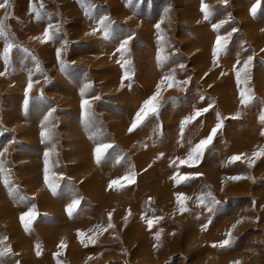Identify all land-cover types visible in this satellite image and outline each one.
Instances as JSON below:
<instances>
[{
  "label": "rangeland",
  "instance_id": "obj_1",
  "mask_svg": "<svg viewBox=\"0 0 264 264\" xmlns=\"http://www.w3.org/2000/svg\"><path fill=\"white\" fill-rule=\"evenodd\" d=\"M40 2L35 0L37 6ZM42 2L36 19L29 13V0H10L6 24L18 46L7 62L0 39V72L5 73L0 76V151L8 149L0 173V250L11 248L2 264H264V156L254 158L251 167L244 158L229 163L233 155L251 157L264 148L259 119L264 111V0H204L213 13L207 20L201 0H86V10L77 0ZM4 11L0 9V17ZM104 17L109 18L107 38L103 29L92 34ZM162 18L163 41L155 28ZM222 21L227 22L214 30ZM49 23L60 30L50 29L53 38L42 43L36 37H42ZM217 35L227 38V46L213 64ZM124 40L130 79H123L126 68L117 63ZM158 54L168 57L162 67ZM249 56L248 87L255 100L245 107L239 98L244 85L238 87L234 66L242 67ZM173 71L176 81L187 83L165 84L158 115L129 132L161 77ZM29 78L33 87L26 97ZM85 84L91 85L83 97L91 103L87 121L80 95ZM203 108L209 110L187 124L181 137V121ZM217 113L223 127L201 161L192 167L179 164L177 158L184 159L191 146L210 134ZM45 130L53 134L50 140L41 136ZM100 143L112 147L96 163ZM46 151L56 194L44 182ZM130 172L134 183L108 187ZM177 172L202 175L176 184L170 177ZM233 176L251 179H228ZM209 190L220 201L213 212L196 205V196ZM178 193L192 197L186 202L189 212L180 213ZM73 200L80 203L69 216L66 209ZM33 206L37 216L26 232L20 216ZM109 212L115 227L85 247L78 231L87 242L93 235L89 229L107 227ZM142 216L163 219L149 230ZM240 219L231 247L211 246L224 240ZM161 229L162 244L154 248V234ZM62 240L66 247L59 248Z\"/></svg>",
  "mask_w": 264,
  "mask_h": 264
},
{
  "label": "snow or ice",
  "instance_id": "obj_2",
  "mask_svg": "<svg viewBox=\"0 0 264 264\" xmlns=\"http://www.w3.org/2000/svg\"><path fill=\"white\" fill-rule=\"evenodd\" d=\"M224 2L226 3L227 0H224ZM77 3L81 6L82 9L86 10V8H85L86 0H77ZM9 7H10V0H0V9L5 10L3 17H0V39H3L5 41V43H4L5 62H7L8 53L11 51V49L18 46L13 42L12 34L9 33V31L7 29L6 22L9 19V15H10V13L8 12ZM43 7H44V4H43L42 0L38 6L35 3V0H29V13L35 14L36 19H39L40 9H42ZM168 11H169V9H165V14H167ZM251 11H252V14L255 15L256 11H257V7L253 6ZM201 12L204 14L205 20L209 19L213 15V13L209 9L208 5L204 3V0H201ZM108 19H109L108 17H104L102 20H100V22H99L100 26L96 29H93L92 34H94L96 31H100L101 29H103L104 36H105V38H107L109 35V32L107 30L106 21ZM226 22L227 21H222L220 24H214L213 29L218 30ZM161 23H163V18L161 19L160 23H157L155 25V28L157 29L158 39L163 41L164 36H163L162 29L160 27ZM54 27H55V31L59 32V30H60L59 25L54 26L51 23H49L48 27L45 29L42 37H36V39H40L42 43H44L48 40H51L53 38V34L49 30L53 29ZM233 31H236V29H233ZM230 35H231V33H229V36ZM127 44H128V40H124L121 42L119 48L117 49V52H119L121 54V59L118 60L117 63L121 64L122 68H126V70L124 72L123 79H130V77H131L130 67H126V66H130V61L124 59V53L127 52ZM226 46H227V38L221 37L220 35H217L216 42H215V45L213 47V52H212L213 64L217 63V59H218L219 54L225 50ZM24 51L27 52L28 50L24 49ZM57 58H58V60L60 58V49L57 50ZM167 59H168L167 56H163V55L158 54V56H157L158 66L162 67L163 64L167 61ZM252 60H253V57L249 56L243 62L242 67L236 68L234 66L235 78H236V83H237L238 87L240 85H244V87L239 89V98H240V104L242 106H245V107H247L249 104H251L255 100L253 90L250 87H248V84L250 81V76L248 75V72H249V68H250V65L252 63ZM121 61H123V63H121ZM60 63H61V65H63L62 60L60 61ZM237 64H240L239 60H237ZM180 67L184 68V65H180ZM36 70L41 71V68H40L38 61H37ZM4 74L5 73L0 72V76H3ZM222 75H223V73H222ZM185 83H187V81H176L174 71L170 72V73H166L164 76H162L160 81L157 83L156 90L153 93V95L150 96L148 99H146L143 102L140 109L136 113L135 118L132 121L128 131L132 132L145 119H147L150 115H158V111H159V107H160L159 98L161 96V92H162L165 84L167 85V88H172L174 86H179L180 84H185ZM122 86H123V84H122ZM128 86L130 88L131 84H129ZM32 87H33V83H32L31 78H29V82H28L27 87L25 89V96L26 97H27L28 92L31 90ZM90 88H91L90 84H85L84 87L81 88V90H80V95L82 97L81 108L83 109V115H84L85 121H87L91 116V112H90L91 103L88 99L83 98V97L85 95V92ZM94 99H99V97H94ZM201 99H203V97H201ZM27 102L28 101L26 99L25 105H27ZM210 107H212L211 104L209 105V108ZM209 108L196 109V110H194V113L192 115L185 117L184 120L181 121V124H180L181 137H183V132H184L185 126L187 124L193 122L194 120H196L203 113L207 112L209 110ZM53 111H55V109H53ZM51 115H52V113L50 112L48 114V116L45 117V120L48 121L50 119ZM233 118L238 119L239 113H237V115ZM259 119H260V122L262 124H264V111L261 112ZM217 121L218 122L216 123L215 127L212 128L210 134L206 138L200 140L199 143H196L195 145H193L189 148V150L186 154V157L184 159L177 158V160L179 161V164L192 167V166L197 165L201 161V158L204 154L205 149L212 142L213 138L217 134V131L223 127V120L221 119L219 113H217ZM52 135L53 134L51 133L50 130H45V131L41 132V136L48 139V140H50L52 138ZM261 135H264V130L261 131ZM111 147H112L111 144L100 143L97 145V147L95 148V151H94L96 163L101 162V160L104 158L105 153ZM7 151H8L7 147H4L3 150L0 151V173H3L5 171V167H4L5 161H4L3 157ZM160 156L162 157L163 153H161ZM261 156H264V148H260L259 150L254 151L251 154V157H248L247 154H244V153H242L240 155H233L232 157L229 158V163H233L235 161H238V160H241L242 158H244L245 161L248 163V166L251 167L252 164L254 163V158H259ZM44 157H45V160H44V164H45L44 182L51 189L53 194H56V189L58 187V184L49 179V168H48L49 152L48 151H46L44 153ZM171 164H176V161L175 160L171 161ZM200 175H202V173L180 175L177 172L172 177H170V179L174 180L176 184H181V183H187L188 181L192 180L194 178V176H200ZM228 179L235 181V180H240V179H251V177L233 176V177H228ZM3 182L6 186L9 184V179L7 176L4 177ZM134 182H135V173L130 172L129 174H127L126 176H124L122 178L110 181L108 187L110 189L113 187H116L117 189H123L126 186V183L131 184ZM191 199H192V197L186 196L183 193L176 194V204H177L181 214L190 211L186 202L188 200H191ZM79 203H80L79 200H73V202L67 206L66 211L68 212L69 216H71L73 214V212L76 210ZM219 203H220V201H218L215 198V196L213 195V193L210 190L207 192L202 191L196 196V205L198 207L199 206L205 207L209 212H213L214 208ZM253 204H255V201H253ZM152 211L154 212V209ZM130 214L131 213L129 211V215ZM36 216H37V213L35 211L34 206L32 208H30L29 211L21 214L20 220H21V223L23 224L24 230L26 232L31 230V224H32L33 220L36 218ZM111 218H112V213L109 212L108 213L107 227H103L102 225H96L95 231L93 229H89L90 232H93V235L88 237L87 242H85V239H84L86 234L84 232L78 231V237L80 238V242L85 247H87L88 243L96 244L99 234H102L103 232L107 231L108 229H112L115 227V225L112 223ZM141 218L146 220L147 227L149 230L152 229V227L155 223H158L160 220L163 219V217H161V216H153L152 218H147L146 216H142ZM124 219H125V221H127V216H125ZM208 222L211 223V217L208 218ZM242 222H243L242 219L237 220L236 223L233 224L231 226V228L225 233L226 238L224 240L218 242V243H213L211 246L214 248L215 247H219V248L231 247L233 242H234V237L232 236V231L236 228V226L238 224H240ZM207 227H208V224H204L202 226V230H206ZM162 232H163V229L157 231L154 234V240H155V244L153 245L154 248H158L159 246H161V244H162V239H161ZM5 239H6V237H5ZM0 243H3V241H0ZM58 247L59 248L66 247L65 242L62 240L60 242V244L58 245ZM36 250H37L36 254L40 255L41 253H40V245L39 244L36 245ZM10 253H11L10 247H5L3 250H0V264H2V258L4 256L10 254ZM59 254L60 253H57L56 255H59ZM89 259H92V257H89ZM233 264H241V262L240 261H234Z\"/></svg>",
  "mask_w": 264,
  "mask_h": 264
}]
</instances>
